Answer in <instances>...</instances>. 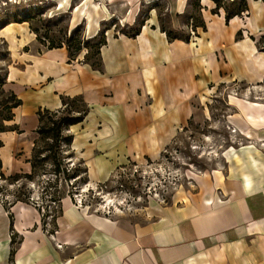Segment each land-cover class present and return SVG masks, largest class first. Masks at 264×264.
I'll return each instance as SVG.
<instances>
[{"label":"crops","instance_id":"obj_1","mask_svg":"<svg viewBox=\"0 0 264 264\" xmlns=\"http://www.w3.org/2000/svg\"><path fill=\"white\" fill-rule=\"evenodd\" d=\"M94 1L52 0L69 11L71 28L83 27L86 40L112 11L126 10ZM163 2L179 34L178 17L193 12L192 0ZM198 4L204 27L188 41L169 40L155 9L137 34L107 30L100 70L79 54L70 57L64 45L39 42L25 21L0 27L4 88L20 101L0 132L2 174H30L37 114L61 109L63 98H81L88 108L67 132L90 186L129 163L159 161L190 122L210 119L219 96L232 134L245 139L224 150L220 165L191 172L192 184L182 182L167 203L150 202L139 221L93 212L67 197L50 235L35 209L0 206V264H264V2L245 0L246 15L228 20L212 0Z\"/></svg>","mask_w":264,"mask_h":264},{"label":"rangeland","instance_id":"obj_2","mask_svg":"<svg viewBox=\"0 0 264 264\" xmlns=\"http://www.w3.org/2000/svg\"><path fill=\"white\" fill-rule=\"evenodd\" d=\"M163 1L95 0L96 5L111 11L112 5H117L120 9L125 5L126 10L122 14L112 11L110 18L100 24L98 35L91 40L83 37L81 25L71 28L69 11L56 9L52 0H0V27L8 22L25 21L39 42L49 46L52 44L54 47L61 44L72 45L77 40L82 47L79 56L95 62L98 61V57L93 55L95 47L101 36H106L107 30L119 33L127 27L129 29L125 32L132 33L149 17L151 10L155 9L160 26L170 30L174 15L167 11L166 2ZM156 4L159 6L156 7ZM178 18L182 24L178 29L179 34L192 33L186 15ZM127 19L129 27L126 24ZM259 44L264 49V37ZM83 46L89 51L86 57V48ZM70 51L75 53L74 48H70ZM6 57V47L0 42V86L3 91L9 93L4 88L6 71L3 62ZM2 99L0 96V100ZM71 103L69 101L68 108L73 107ZM75 109L82 111L84 107L78 103L75 104ZM228 109L224 98L219 96L209 109L210 119L203 125L190 122L162 153L159 161L146 162L143 166L129 163L125 167H118L108 181L93 186L88 185L82 164L70 152L68 128L62 130L63 139L56 145L51 137L40 140L37 134L28 160L35 166L33 172H30L32 175L0 173L3 175L0 177V206L8 212L17 203L35 209L42 219L44 230L50 235L54 234L52 223L59 213L61 200L67 197L78 206L106 216L129 222L142 220L144 208L150 202L167 203L172 192L182 185V182L192 184V181L187 180L191 172L200 173L220 165L227 147L245 143L243 137L232 134L234 131L230 129L225 118L230 113ZM8 113L6 109L0 108V130L6 126V121L1 118L6 117ZM7 128L9 127H5ZM50 144L57 147L52 152L44 151ZM45 155L48 157L43 159ZM58 163L60 173L55 175Z\"/></svg>","mask_w":264,"mask_h":264},{"label":"trees","instance_id":"obj_3","mask_svg":"<svg viewBox=\"0 0 264 264\" xmlns=\"http://www.w3.org/2000/svg\"><path fill=\"white\" fill-rule=\"evenodd\" d=\"M217 8L219 7H223V9L226 12V19H230L233 16H241L242 13L246 12V4H245V0H237L234 2H229L228 0H212ZM264 2V0H262ZM192 8H193V12L187 16V24L188 27L191 28V31H195V29L197 27H204V23L202 22L201 18H200V6L198 4V0H192ZM139 27V26H138ZM163 32H166L168 39L169 40H174L177 38H180L182 40L188 41L190 33L188 34H183L180 35L177 32L173 31V30H168L166 28H164L163 26H160ZM138 29L136 31H134L133 33H130V35H134L137 34ZM85 44V43H84ZM105 44V38L104 36H101V39L98 43V45L95 47V51L93 53L94 56L98 57L99 56V50L100 48ZM62 45H64L70 55V57H74L76 55H78L80 53V51L82 50V47L80 46V42L77 40H75L74 44L72 45H65V44H61L59 46L54 47L52 44H50V47L52 48H60L62 47ZM72 46V47H71ZM84 47V46H83ZM70 48H74V52L72 53L70 51ZM86 48V47H84ZM89 51L86 48V54L85 57L88 55ZM90 58L86 57V61H89ZM90 65L92 68H94L95 70H100V64L98 61L95 62H90ZM0 96L3 97L2 100H0V108L6 109L9 113L8 115H6V117H2L1 120L2 121H11L12 120V110L14 108H16L18 105H20V101L18 99H16V97L12 94V93H6L5 91H3L1 89L0 86ZM69 101H71L73 107L72 108H68L69 107ZM81 103L84 107V109H82V111H79L77 109H75V104ZM88 111V108L86 106V104L83 102V100L81 98H63L62 99V108L57 110V111H48V110H43V111H39L38 112V127L36 130V133L39 135V139H45L48 136L51 137V140L54 142V144H59L60 141H62L63 137H62V130L66 129L69 126L75 125L80 123L84 116L86 115ZM60 116V117H57ZM53 118H56L54 121ZM0 130V132H3L7 129ZM69 138H67L70 143L71 141V136H68ZM53 146V145H47L44 148V151H48V152H52V150L55 149V147L57 146ZM48 156L45 155L43 156V159H46ZM30 166H31V170L33 172V169L35 168L33 162H29ZM60 163L56 164V168H55V175L60 173ZM32 174H28L27 176H31ZM26 176V175H25ZM0 177H3V175L0 174Z\"/></svg>","mask_w":264,"mask_h":264},{"label":"built area","instance_id":"obj_4","mask_svg":"<svg viewBox=\"0 0 264 264\" xmlns=\"http://www.w3.org/2000/svg\"><path fill=\"white\" fill-rule=\"evenodd\" d=\"M246 12L242 13V15L240 16V18H243L246 15Z\"/></svg>","mask_w":264,"mask_h":264}]
</instances>
